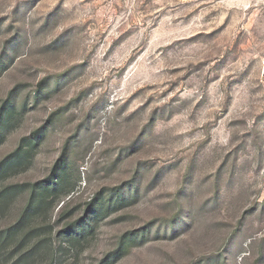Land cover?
Masks as SVG:
<instances>
[{"label": "rangeland", "instance_id": "374dc122", "mask_svg": "<svg viewBox=\"0 0 264 264\" xmlns=\"http://www.w3.org/2000/svg\"><path fill=\"white\" fill-rule=\"evenodd\" d=\"M11 186L0 264H264V0H0Z\"/></svg>", "mask_w": 264, "mask_h": 264}, {"label": "trees", "instance_id": "16d2710c", "mask_svg": "<svg viewBox=\"0 0 264 264\" xmlns=\"http://www.w3.org/2000/svg\"><path fill=\"white\" fill-rule=\"evenodd\" d=\"M19 159H21V156L19 157V156H17V157H15V158H12L11 160H9V162H6L7 163V166L8 165H10V166H14V167H16V166H18L19 164V162L20 161H18ZM13 186H11L8 190H1L0 191V197L1 196H4L5 194H11V195H13V192H14V190L15 189H17V186L16 187H14V188H12ZM0 203H2V202H0ZM0 206H1V204H0Z\"/></svg>", "mask_w": 264, "mask_h": 264}]
</instances>
